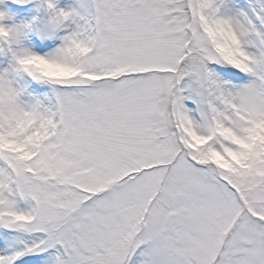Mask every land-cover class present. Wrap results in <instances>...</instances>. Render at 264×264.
<instances>
[{
	"label": "snow or ice",
	"instance_id": "snow-or-ice-1",
	"mask_svg": "<svg viewBox=\"0 0 264 264\" xmlns=\"http://www.w3.org/2000/svg\"><path fill=\"white\" fill-rule=\"evenodd\" d=\"M0 264H264V0H0Z\"/></svg>",
	"mask_w": 264,
	"mask_h": 264
}]
</instances>
